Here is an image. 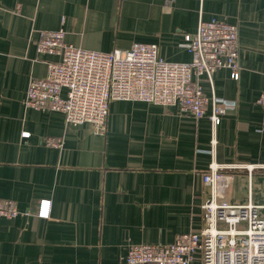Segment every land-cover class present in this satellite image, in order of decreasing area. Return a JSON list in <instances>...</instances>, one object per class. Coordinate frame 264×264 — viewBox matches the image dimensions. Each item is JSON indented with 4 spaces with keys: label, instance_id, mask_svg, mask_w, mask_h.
<instances>
[{
    "label": "crops",
    "instance_id": "0c3cea01",
    "mask_svg": "<svg viewBox=\"0 0 264 264\" xmlns=\"http://www.w3.org/2000/svg\"><path fill=\"white\" fill-rule=\"evenodd\" d=\"M211 19L239 29V78L222 68L212 84L201 80L208 98L233 103L218 126L210 107L197 120L177 107L113 100L99 135L26 107L31 79L56 60L37 52L40 31L63 29L66 42L100 52L156 44L163 59L189 62L185 36ZM263 92L264 0H0V199L21 212L0 219V264H123L132 244L200 230L215 193L204 173L264 165ZM228 173L234 179L217 200L264 205V171L252 176L251 196L247 173ZM43 200L51 201L45 218Z\"/></svg>",
    "mask_w": 264,
    "mask_h": 264
},
{
    "label": "built area",
    "instance_id": "2783aa9c",
    "mask_svg": "<svg viewBox=\"0 0 264 264\" xmlns=\"http://www.w3.org/2000/svg\"><path fill=\"white\" fill-rule=\"evenodd\" d=\"M179 0H166L171 6ZM63 29L40 31L37 52L56 57L47 61L45 78H32L25 100L27 108L61 113L70 126L89 125L95 134L107 130L109 104L113 100L142 101L179 112L197 120L207 116L213 126L233 103L208 98L201 80L212 84V75L227 68L239 78V29L219 19L200 20L197 30L186 35L184 48L189 62H170L159 54L156 44L133 42L128 49L100 52L76 47L65 41ZM257 104L263 111L264 92ZM54 139L50 146H57ZM233 171L246 172L252 195V176L264 171V165L233 164L211 166L204 182L214 195L202 206L204 225L200 230L178 235L170 244H132L122 258L123 264H191L200 254L202 264H264V205L221 202L226 187L234 179ZM237 174V173H236ZM51 201L43 200L38 216L48 217ZM21 214L16 202L0 199V219H15Z\"/></svg>",
    "mask_w": 264,
    "mask_h": 264
},
{
    "label": "rangeland",
    "instance_id": "374dc122",
    "mask_svg": "<svg viewBox=\"0 0 264 264\" xmlns=\"http://www.w3.org/2000/svg\"><path fill=\"white\" fill-rule=\"evenodd\" d=\"M261 190H264V187H261ZM259 192H260V188H259ZM259 194V193H258ZM257 192H256V195H258Z\"/></svg>",
    "mask_w": 264,
    "mask_h": 264
}]
</instances>
